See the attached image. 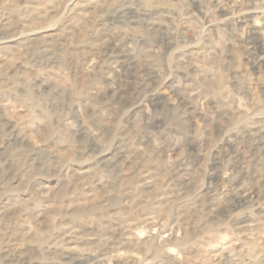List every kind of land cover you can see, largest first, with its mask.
Here are the masks:
<instances>
[{
  "label": "rangeland",
  "instance_id": "374dc122",
  "mask_svg": "<svg viewBox=\"0 0 264 264\" xmlns=\"http://www.w3.org/2000/svg\"><path fill=\"white\" fill-rule=\"evenodd\" d=\"M0 116V264H264V0H0Z\"/></svg>",
  "mask_w": 264,
  "mask_h": 264
},
{
  "label": "bare ground",
  "instance_id": "6f19581e",
  "mask_svg": "<svg viewBox=\"0 0 264 264\" xmlns=\"http://www.w3.org/2000/svg\"><path fill=\"white\" fill-rule=\"evenodd\" d=\"M118 16H117V20L116 22L118 23H125L128 19H130V17H132L131 22H135L133 18L135 16V13L134 11H132L128 6H121L119 9H118ZM154 14V13H153ZM157 15V14H156ZM155 16V14L151 17L149 16L147 18V22L150 20L152 21L151 19ZM128 18V19H127ZM151 23V22H150ZM258 40L255 39V41L253 42V49L254 50H257L258 49ZM251 56V55H250ZM256 59V58H255ZM254 65L255 67L261 71L262 70V60L261 58H257L255 61H254ZM143 66V65H142ZM140 75V78L142 79V81L144 82L145 80H149V79H153V75L155 73H153L152 70H149V69H146V67H140V73H138ZM54 100V99H53ZM57 101V100H56ZM1 117V116H0ZM12 133V135H14L15 138L18 137L17 134L14 133V126L10 123H6V122H3L1 121V118H0V136H3V134L8 131ZM8 133V132H7ZM79 133H85L83 130H81ZM231 140H228L227 142V145L228 147L225 149V152H227V154L229 155L230 153H234V152H231V149L230 147H233L231 146L230 144ZM237 152V151H236ZM239 153V152H238ZM31 155V154H30ZM230 159V158H229ZM237 159V158H236ZM216 160L217 159H214V165L216 164ZM13 162H14V158L11 157V156H0V188L4 187V185H6L9 181H16L18 179V176H19V169L15 170L14 169V165H13ZM239 162V161H238ZM236 161H234V163L232 164H235ZM213 165V166H214ZM217 165V164H216ZM84 227V226H83ZM113 237H116V234L113 233ZM232 263V262H231Z\"/></svg>",
  "mask_w": 264,
  "mask_h": 264
}]
</instances>
